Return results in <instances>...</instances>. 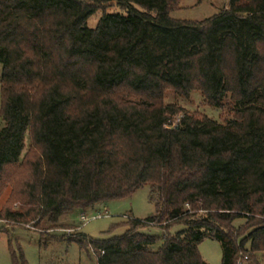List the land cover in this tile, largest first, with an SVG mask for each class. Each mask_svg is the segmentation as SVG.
I'll list each match as a JSON object with an SVG mask.
<instances>
[{"label": "trees", "instance_id": "obj_1", "mask_svg": "<svg viewBox=\"0 0 264 264\" xmlns=\"http://www.w3.org/2000/svg\"><path fill=\"white\" fill-rule=\"evenodd\" d=\"M179 1L0 0V193L11 187L0 221L56 222L148 185L147 217L129 216L107 239L69 240L96 264H208L206 238L220 243L221 264H258L264 0H229L202 21L171 18ZM109 5L118 11L88 27ZM168 90L196 91L232 116L174 122L181 110L164 102ZM239 218L243 233L230 225ZM155 226L161 237L142 232ZM17 250L11 264H25Z\"/></svg>", "mask_w": 264, "mask_h": 264}, {"label": "rangeland", "instance_id": "obj_2", "mask_svg": "<svg viewBox=\"0 0 264 264\" xmlns=\"http://www.w3.org/2000/svg\"><path fill=\"white\" fill-rule=\"evenodd\" d=\"M229 0H180L178 8L170 12V17L187 21L205 20L223 8H227ZM117 12L118 8L109 5L103 10L95 12L87 22L88 27H95L103 12ZM2 66L0 64V75ZM166 104H175L181 112L175 116L174 122L182 113L204 114L218 122H224L232 116L227 106L221 108L210 107L202 96L194 91L188 97L176 96L172 91H166ZM1 105V97H0ZM3 122L0 119V127ZM27 137V136H26ZM27 149H25L26 152ZM150 186H143L134 191L129 197L114 199L103 204H97L86 211L74 210L63 214L56 222L48 218L38 220L26 225L4 223L0 221V264H11V250H21L25 264H96L91 251L82 249L75 241H70L77 233H83L94 239H107L111 236L122 234L124 225L129 216L142 220L154 211L153 202L150 200ZM11 192L7 185L0 193V209ZM15 207V204L13 205ZM84 214L89 221L80 219ZM94 216V219L91 217ZM99 216V217H97ZM235 229L244 232L245 219L239 218L230 224ZM113 227V229H111ZM182 225L173 226L171 235L180 231ZM145 234L161 237L163 231L155 226L142 231ZM246 232L243 236H245ZM161 240L156 242L152 249L161 245ZM248 248V244L246 245ZM198 251L208 264H221L222 248L218 241L206 238L198 245ZM251 259L258 264H264V253L251 254ZM242 264H250L242 261Z\"/></svg>", "mask_w": 264, "mask_h": 264}, {"label": "built area", "instance_id": "obj_3", "mask_svg": "<svg viewBox=\"0 0 264 264\" xmlns=\"http://www.w3.org/2000/svg\"><path fill=\"white\" fill-rule=\"evenodd\" d=\"M97 217H99V216H97ZM94 218H95L94 216L91 217V219H94ZM80 219L83 220V221H85V222H87V221L90 220V218H88V217H87L86 215H84V214H81V215H80Z\"/></svg>", "mask_w": 264, "mask_h": 264}]
</instances>
